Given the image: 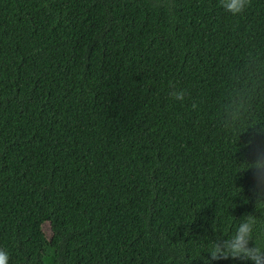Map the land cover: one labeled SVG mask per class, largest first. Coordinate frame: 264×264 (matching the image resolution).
Here are the masks:
<instances>
[{"label":"trees","instance_id":"obj_1","mask_svg":"<svg viewBox=\"0 0 264 264\" xmlns=\"http://www.w3.org/2000/svg\"><path fill=\"white\" fill-rule=\"evenodd\" d=\"M258 154L264 0H0L9 264H201L249 218L264 243Z\"/></svg>","mask_w":264,"mask_h":264},{"label":"clouds","instance_id":"obj_2","mask_svg":"<svg viewBox=\"0 0 264 264\" xmlns=\"http://www.w3.org/2000/svg\"><path fill=\"white\" fill-rule=\"evenodd\" d=\"M251 0H219V6L233 16L243 14L250 6ZM169 95L171 99L183 101L185 98L184 90H177L175 85L171 86ZM230 118H239V106L230 112ZM255 172L258 180H264V154H258L255 161ZM255 221L251 218L238 224L235 232L227 238H218L213 241L208 249L207 256L201 259V264H213L221 260H239L251 262V264H264V243L254 240L253 233ZM251 242V244H250ZM0 264H9V255L4 249H0Z\"/></svg>","mask_w":264,"mask_h":264},{"label":"rangeland","instance_id":"obj_3","mask_svg":"<svg viewBox=\"0 0 264 264\" xmlns=\"http://www.w3.org/2000/svg\"><path fill=\"white\" fill-rule=\"evenodd\" d=\"M86 254L83 250L79 251L78 253H73L70 255V259L75 262H80L85 258Z\"/></svg>","mask_w":264,"mask_h":264}]
</instances>
